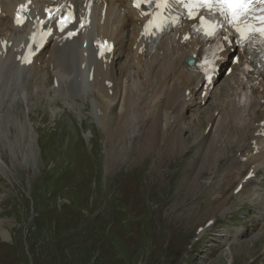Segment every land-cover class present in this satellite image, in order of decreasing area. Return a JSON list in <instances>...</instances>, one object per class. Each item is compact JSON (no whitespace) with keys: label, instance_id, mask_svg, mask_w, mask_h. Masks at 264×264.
Returning <instances> with one entry per match:
<instances>
[{"label":"rangeland","instance_id":"1","mask_svg":"<svg viewBox=\"0 0 264 264\" xmlns=\"http://www.w3.org/2000/svg\"><path fill=\"white\" fill-rule=\"evenodd\" d=\"M48 70L32 85L30 114L20 99L16 108L4 99L0 105V264H264V224L246 237L234 230L250 191L237 196L235 181L223 185L227 167L240 170L233 161L237 149L225 150L219 164H206L189 190L205 150L185 147L177 168L161 162L168 136L164 108L155 150L141 162L132 160L130 129L113 134L110 147L108 128L94 119L97 104L91 100L85 110L86 95L71 102L77 112L66 107ZM235 81L218 82L200 120L211 119V104ZM201 128L206 142L214 138L212 125ZM182 135L186 146L198 137ZM185 168L187 180L179 178L178 169ZM210 219L216 223L207 229Z\"/></svg>","mask_w":264,"mask_h":264},{"label":"bare ground","instance_id":"2","mask_svg":"<svg viewBox=\"0 0 264 264\" xmlns=\"http://www.w3.org/2000/svg\"><path fill=\"white\" fill-rule=\"evenodd\" d=\"M14 3L15 0H2L3 10L9 11ZM122 6L128 9V13L121 20L116 33H110V29L114 30L117 22L107 24L108 21H105L107 26L98 30L99 36H110L116 42L118 53H113L111 59H106L104 62L97 61V63L92 59L89 46L80 48L75 41L59 42L52 38L45 46L48 49L49 57L43 58L41 53L36 58L39 62L33 61L30 66L20 68L10 57V54L22 42L23 29H15L11 26L10 19L1 18L0 36L5 38L6 46L4 50L0 51V105L4 99L11 108H16L15 106L19 105V99H21L23 105H26L23 112L30 114V96L34 93L30 86L37 76L38 79L40 74L44 76L43 71L46 68L48 70L51 65L52 74L49 70L47 73H50L55 79L57 85L54 91L61 96L66 107L77 112L71 102H80V99L84 101L86 95L89 97L85 102L87 104L85 110L90 100L97 104L100 116L98 119H94L99 123L101 129L108 128L106 130L109 134L110 147L113 146L115 139L113 134H121L122 131L130 129L127 137L129 139L132 137L134 140H132L130 148L135 154L132 160H135L137 156V161L141 162L142 156L146 159L150 152L155 150L158 144L160 125L157 118H159L161 109L164 108L163 127L166 134L168 132V136L161 149V153H164L163 156L160 154L161 162L168 161V167L177 168L178 157L184 153L185 147L192 148L199 145L202 150H205L204 156L203 152L201 156H198L196 163L198 169L190 178L189 190L197 186V178L199 175H204L206 164L209 162L220 163L225 150L229 152L237 149L236 153L239 155L233 160L237 163L238 157L241 158L247 152V141H249L248 144L251 143L253 151L257 150L254 155L262 158L260 150H264V137L260 133L264 131V125H260L259 122L264 120V76L255 77L242 69L232 88H228V93L211 104L215 108L213 116L209 117L211 119L208 120L204 117L200 120L198 114L203 109L188 114L187 112L192 110L190 103L194 99L193 96L197 94L199 105H201L202 101L207 100L211 90L202 96L198 69L196 67L184 68L180 65V60L188 54H199L201 44L199 47L191 46L192 43L183 46L174 38V34L169 38H163L153 47L152 51L146 50L141 54L137 47H134L137 43L135 31L140 19L126 4H122ZM89 32L94 33V29H90ZM179 37H181V33ZM3 52H6L4 57H2ZM109 60L111 61L109 62ZM225 81L229 82V79ZM193 89L191 96L186 95V91L190 93ZM223 89L224 87H222ZM209 107L208 105L206 108ZM92 109L91 106L89 112ZM113 109L115 112H119L115 114ZM132 109H135L134 114ZM209 109L212 110V108ZM80 112L78 110V114ZM19 113L21 114V111ZM151 114L154 115V118L150 122ZM23 120H25V116ZM231 123H239V125L237 127L232 125L229 128ZM132 124L133 129L131 128ZM202 124H205V127L213 126L211 137L213 136L219 144L214 143V138L205 141L206 135L204 130H201ZM194 126L195 130L192 129ZM19 128L23 131L22 126ZM136 131L139 134L133 137ZM183 131H187L188 135L198 134L192 145H185L188 136L185 139L182 135ZM210 132L209 130L208 133ZM251 140L253 141L251 142ZM210 144L211 150L209 149ZM249 161L250 157L247 155L245 163L248 164ZM229 163L231 165V162H227L225 167ZM257 166H254L251 171L253 172ZM251 167L249 166V168ZM178 170L179 178H185V180L191 174L188 176L187 168ZM240 174L241 171L239 172L231 166L227 167L224 173V179H227L223 180L224 187L236 181ZM240 182L241 179H239ZM205 184H208V181ZM208 185L212 186V184ZM205 191L209 196L213 193L210 188ZM183 218L186 219V216ZM232 254L233 252L230 256Z\"/></svg>","mask_w":264,"mask_h":264},{"label":"snow or ice","instance_id":"3","mask_svg":"<svg viewBox=\"0 0 264 264\" xmlns=\"http://www.w3.org/2000/svg\"><path fill=\"white\" fill-rule=\"evenodd\" d=\"M164 2L167 3V0ZM210 2L217 6L218 13L225 17L241 38L250 39L256 32L264 33V9H261L260 16H254V5L257 0H210ZM204 3H209V0H186L185 7L190 4L203 7ZM259 3L264 4V0H259ZM214 31L208 34L212 35Z\"/></svg>","mask_w":264,"mask_h":264}]
</instances>
